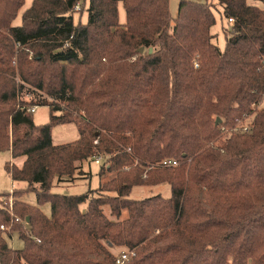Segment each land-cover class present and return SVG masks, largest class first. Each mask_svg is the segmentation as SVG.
<instances>
[{"label": "trees", "instance_id": "obj_1", "mask_svg": "<svg viewBox=\"0 0 264 264\" xmlns=\"http://www.w3.org/2000/svg\"><path fill=\"white\" fill-rule=\"evenodd\" d=\"M24 1L0 0V151L24 158L4 166L26 182L12 190L23 245L0 230V264H115L111 246L134 251L126 264H264V8L215 0L234 18L221 50L208 0H179L175 17L169 0H32L12 25ZM34 105L48 106L47 122H34ZM68 122L79 137L53 144L52 128ZM98 155V175L113 177L51 191ZM162 183L169 197H129ZM30 190L36 205L20 199ZM9 219L0 206V225Z\"/></svg>", "mask_w": 264, "mask_h": 264}, {"label": "rangeland", "instance_id": "obj_2", "mask_svg": "<svg viewBox=\"0 0 264 264\" xmlns=\"http://www.w3.org/2000/svg\"><path fill=\"white\" fill-rule=\"evenodd\" d=\"M32 0H25L23 6L19 9L17 16L12 21V25H19L21 23V13L24 9L29 7ZM195 1H204V0H195ZM209 2L214 3L213 5V13L215 15V24L211 27V33L213 35V42L222 50L225 46V37H224V29L228 28L230 24L227 22V18H225L222 15V7L216 4L215 0H208ZM250 4L256 5L258 7L264 8V4L260 1L256 0H250ZM179 0H169V11L172 17H175L177 14ZM87 6V0L85 7ZM80 8V5H79ZM119 10V20L120 22L124 21L125 19V12L122 8V4L119 3L118 5ZM87 14L85 12V9L81 11V13L77 11H74L73 19L74 22H78L80 20L82 23L86 21ZM46 96V95H45ZM20 98L23 100H30V98H33V95H20ZM47 100L49 102L53 101V98L50 96H46ZM63 104H61L62 106ZM259 107H264V97L259 103ZM37 110L33 113V119L34 122L37 124L45 123L48 120L49 115V108L46 105L37 106ZM61 114V113H57ZM75 113L71 115L73 118ZM245 132V131H243ZM79 137V133L77 131L76 126L74 123H64L56 125L51 130V138L53 144H62L66 142L73 141ZM21 159L17 158L16 160H13L10 156V153L8 151H0V206L4 209L9 211V218H10V212H12L13 208V202L15 200V197L12 194L13 189L18 188H25L26 182H14L12 181L11 177L5 170V163L10 162L11 164L14 163L15 165L20 164ZM105 162L104 160L101 161L99 164L91 162H83V167L87 166V173L86 176L81 177L83 175L80 172H77L75 175V178L72 179L69 182L65 181H57L56 178L53 180L51 191L55 193H62V194H81L83 192H86L90 189H95L104 181L109 180L111 177H113L114 173L110 171H104L101 175H98L99 167L101 164ZM90 163V164H88ZM145 176V174L143 175ZM160 194L163 197H169L170 196V186L167 183H162L159 185L154 186H134L131 189V192L129 194V197L132 199H140L152 195ZM21 200L27 202L30 205H36V198L34 191L30 190L26 193H24L21 197ZM86 203H83L80 205V208L85 210ZM41 212L45 214L46 216L50 215V204L44 203L39 206ZM104 212L108 214L109 209L107 207H104ZM121 217H126V211L122 212ZM21 222L14 223V226L17 224H23L26 223L23 218H21ZM5 225H9V221L7 223H4ZM13 226V228H14ZM12 228V230H14ZM2 232V231H1ZM13 234V240L12 243H10L9 239L2 234L6 242L9 246H12L13 249L21 248L23 245L22 240L19 237L18 231L14 230ZM122 250H125L124 247L117 246L114 254L118 255Z\"/></svg>", "mask_w": 264, "mask_h": 264}, {"label": "built area", "instance_id": "obj_3", "mask_svg": "<svg viewBox=\"0 0 264 264\" xmlns=\"http://www.w3.org/2000/svg\"><path fill=\"white\" fill-rule=\"evenodd\" d=\"M79 3H77L74 7V10L77 11L79 10ZM227 22L229 24H233L234 23V18H227ZM73 35H70L69 39L65 41V46H69L70 45V40L72 39ZM194 66L197 67L198 64L196 62H194ZM263 66H264V59H263ZM37 106H30L27 107L26 110L27 111H31V112H35ZM248 125L242 123V120H237L236 121V125L234 127V131H248ZM129 150V149H128ZM102 161V156H95L93 162L96 164H99ZM178 164V162L174 159H164L161 161V166L165 167V166H176ZM12 209V208H11ZM21 218L17 215H15L13 212H10V219H9V225H5V224H1L0 225V230L4 233V235L7 237V239H9L10 243H12L13 240V234L15 233L14 230H12L14 223H18L21 222ZM11 248H13L12 246H10ZM134 255V251L130 250V249H125L122 250L118 255L115 256V264H126V262H128L130 260V258Z\"/></svg>", "mask_w": 264, "mask_h": 264}, {"label": "crops", "instance_id": "obj_4", "mask_svg": "<svg viewBox=\"0 0 264 264\" xmlns=\"http://www.w3.org/2000/svg\"><path fill=\"white\" fill-rule=\"evenodd\" d=\"M124 20H125V19H124ZM122 22H124V21H122ZM36 110H37V109H36ZM36 110H35V111H36ZM75 140H76V139H75ZM8 152L10 153V151H8ZM10 156H11V153H10ZM12 159H13V158H12ZM16 159H17V158H15V159H13V160H16ZM20 159H21L20 164L17 165V166H21L22 163H23L24 158H23V157H20ZM83 170L87 171V166L83 167ZM109 249H110V251L114 254L115 251H113V250H116L117 247H115V246H111Z\"/></svg>", "mask_w": 264, "mask_h": 264}, {"label": "water", "instance_id": "obj_5", "mask_svg": "<svg viewBox=\"0 0 264 264\" xmlns=\"http://www.w3.org/2000/svg\"><path fill=\"white\" fill-rule=\"evenodd\" d=\"M151 50H152V49L149 48V52H151ZM143 51H144V47H142V46H141L140 48H138V50H137L138 53H142ZM220 121H221L220 118L217 117V118H216V121H215V125L219 124ZM108 245H111V243H108Z\"/></svg>", "mask_w": 264, "mask_h": 264}]
</instances>
